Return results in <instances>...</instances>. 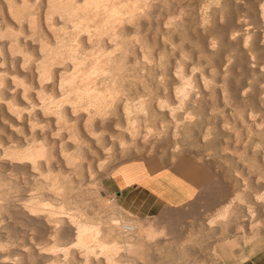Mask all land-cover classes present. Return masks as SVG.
<instances>
[{
  "label": "rangeland",
  "instance_id": "374dc122",
  "mask_svg": "<svg viewBox=\"0 0 264 264\" xmlns=\"http://www.w3.org/2000/svg\"><path fill=\"white\" fill-rule=\"evenodd\" d=\"M35 1L28 2L29 11L36 10L31 5ZM110 1H117L114 4L119 11H133L135 17L123 21L125 28L121 26L129 27V36L122 38L132 50L123 57L126 61L119 72L115 71L117 81L110 82L112 88L109 86L117 92L120 106L128 101V112H118L119 118L124 112L128 114L129 121L125 117L118 124L117 115L108 112L112 119L108 114L106 118L114 120L110 127L94 132L89 126L90 142L80 144L84 154L66 169L64 162L62 168L53 171L46 172L44 166L43 172L36 171L38 177L32 175L33 180L31 173H14L7 168L5 174L0 170L3 184L17 185L10 190L13 202L21 205L22 198L38 192L32 188L35 178H60L67 170L74 188L65 195L69 203L61 206L75 215L74 221L97 223L98 217H112L140 224L132 245L117 244L113 255L116 264H124L127 257L130 264H264V0ZM57 124L36 128L52 130L55 139L74 132L73 123H59V129L55 128ZM6 131L11 137L10 130ZM1 133L0 140H12ZM73 147L76 155L78 151ZM130 161L147 162L151 170L174 167L190 175L198 184L195 197L153 217L136 218L124 212L105 192L102 181L114 167ZM47 199L45 203L57 204L52 208L59 207L55 202L58 200ZM18 204L16 209L9 205L8 210L14 211L0 214V261L41 264L36 249L43 251L59 243L61 247L62 243L50 238L51 243L41 236L45 224L35 233L26 223L30 216L25 212L16 217L21 209ZM13 212L17 214L11 215ZM147 223L156 228L164 226L165 231L154 233ZM158 234L164 237H151L147 242L149 235ZM125 246L130 249L128 255ZM34 251L37 255H32ZM96 254L99 256V251ZM57 255L65 261L64 254Z\"/></svg>",
  "mask_w": 264,
  "mask_h": 264
},
{
  "label": "bare ground",
  "instance_id": "6f19581e",
  "mask_svg": "<svg viewBox=\"0 0 264 264\" xmlns=\"http://www.w3.org/2000/svg\"><path fill=\"white\" fill-rule=\"evenodd\" d=\"M28 2L30 0H0V130H4L2 133H5L8 129L10 134L12 133V140L10 139L8 142L6 141L8 131L4 135L0 132L2 136H6V140H0V170L2 172L8 168L7 170L11 169L14 173H31L30 178L32 179V175L35 173L37 175L38 170L41 172L44 166H46L47 172L58 167L62 168L63 162L64 169L75 163V159L84 154L82 152L84 149L80 144L86 143L85 145H87L90 142L87 140V137L89 138L88 129H90L88 127L91 126L95 132L97 129L102 130L106 126H111L114 120L108 119L110 117L108 112L117 115V123H120L125 117V120L129 121L128 114L125 113L127 109L129 110L128 101L123 102L122 107L120 106L117 92L115 89L111 90L113 86L110 82L114 84V81H117L115 71L122 67L121 64L126 59L123 57L126 56L127 51L132 50H128V41L125 39L126 42L122 38L129 33H126V29L129 27L122 29V27L125 28V25L122 26V24L127 19L132 20L134 12L128 11V9L119 11L116 9L118 5L115 8L114 4H118L117 1L111 2L110 0H36L34 4H31L36 6L35 11L28 10ZM131 20L130 22H132ZM130 22L128 21L129 24ZM125 36L124 38L129 34ZM131 40L129 38V41ZM132 44L138 45L137 42H132ZM115 84L117 83L115 82ZM15 105L20 107H14ZM121 109L126 111L124 117L121 114L119 118L118 111ZM107 114L108 118H106ZM53 123H58L55 128L60 124L63 126L73 123L74 132L71 133L72 130H70L71 135L64 136L63 134L61 138L57 137L58 141H56L57 138L55 139L54 135H51L52 130L37 129L40 124L51 127ZM41 127L43 128V125ZM17 132H20L21 136H18ZM62 132L65 131L62 130ZM9 137L7 138L9 139ZM71 147L78 151L76 155L73 154ZM78 166L82 170L83 166L80 163ZM68 174V171L65 170L60 178L59 175L51 180L47 176L38 180L35 178L33 182L31 181L34 183L32 188L35 187L34 189L38 192H35V195L22 198L21 202L24 201L21 205L18 202L20 199H17L19 203L17 204L22 210L18 211L17 207L16 217L22 216V213L20 215L19 212H25L30 216V220L27 218L26 223L33 230L35 229V233H39L38 227L45 224L44 230L42 229L44 233L41 236L48 237L49 242L57 240L62 243L61 247L60 243L57 245L59 248L55 245L47 247L48 249L44 248L43 251H39L37 248L36 251L39 253L34 251L31 252L32 255L35 252L36 255L40 254L38 259L41 264H66V260H70V264H72L71 261L76 264L78 261L81 264H116L113 255L117 253V244L132 245L136 240L140 224L132 221L125 223L126 220L121 222L124 219L119 221L120 219L112 217L108 220L98 217L97 223L86 220L74 221L75 215L63 211L61 206L64 202L67 205L68 201L64 200L65 195L74 188L73 181L67 178ZM1 175L3 174H0L2 179ZM12 184L7 183V189H5L7 186L3 184V181L0 184V186L5 185V188L1 189L0 187V214L12 211L13 209L8 210L9 205L11 208L17 205L13 202L15 200L12 199L13 196L10 195V190L12 192L17 185ZM47 198L58 200L55 202L59 204V207L55 208L57 204L56 206L53 204L55 207L52 208L51 203H45ZM66 199L68 198L66 197ZM10 214L16 215L14 212ZM22 221L24 223V220ZM6 226L8 227V224ZM151 237L158 240L164 236L161 234L149 235L146 238L147 242ZM1 239L4 238L1 237ZM2 243L6 242L3 240ZM0 246L2 247L1 240ZM31 248H34V245ZM97 250L99 256H96ZM129 250L125 246L127 255ZM59 252L64 254V262L59 260L57 255ZM102 254L103 258H101ZM130 261L127 257L122 262L130 264ZM15 263L17 264V261Z\"/></svg>",
  "mask_w": 264,
  "mask_h": 264
},
{
  "label": "crops",
  "instance_id": "0c3cea01",
  "mask_svg": "<svg viewBox=\"0 0 264 264\" xmlns=\"http://www.w3.org/2000/svg\"><path fill=\"white\" fill-rule=\"evenodd\" d=\"M102 186L115 203L136 218L159 215L168 208L189 203L198 190L197 182L174 167L151 170L147 162L130 161L114 167L103 178ZM154 233L164 230L147 223Z\"/></svg>",
  "mask_w": 264,
  "mask_h": 264
},
{
  "label": "built area",
  "instance_id": "2783aa9c",
  "mask_svg": "<svg viewBox=\"0 0 264 264\" xmlns=\"http://www.w3.org/2000/svg\"><path fill=\"white\" fill-rule=\"evenodd\" d=\"M113 200H114V197H113Z\"/></svg>",
  "mask_w": 264,
  "mask_h": 264
}]
</instances>
